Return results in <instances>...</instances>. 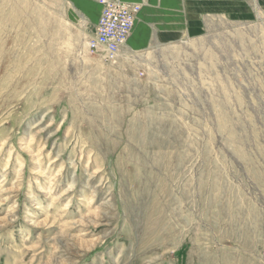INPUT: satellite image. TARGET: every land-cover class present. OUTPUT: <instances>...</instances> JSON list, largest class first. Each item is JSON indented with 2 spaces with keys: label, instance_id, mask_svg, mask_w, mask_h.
Returning <instances> with one entry per match:
<instances>
[{
  "label": "rangeland",
  "instance_id": "374dc122",
  "mask_svg": "<svg viewBox=\"0 0 264 264\" xmlns=\"http://www.w3.org/2000/svg\"><path fill=\"white\" fill-rule=\"evenodd\" d=\"M62 0H0V264H264V7L116 61Z\"/></svg>",
  "mask_w": 264,
  "mask_h": 264
},
{
  "label": "crops",
  "instance_id": "0c3cea01",
  "mask_svg": "<svg viewBox=\"0 0 264 264\" xmlns=\"http://www.w3.org/2000/svg\"><path fill=\"white\" fill-rule=\"evenodd\" d=\"M141 4V11L127 44L120 54L133 56L151 48L169 46L202 36L209 20L234 17L237 10H250L251 0H124ZM73 24L85 23L96 33L103 0H62ZM264 7V0H259ZM119 54V55H120Z\"/></svg>",
  "mask_w": 264,
  "mask_h": 264
},
{
  "label": "built area",
  "instance_id": "2783aa9c",
  "mask_svg": "<svg viewBox=\"0 0 264 264\" xmlns=\"http://www.w3.org/2000/svg\"><path fill=\"white\" fill-rule=\"evenodd\" d=\"M96 33L87 42L90 54L116 61L135 26L141 4L124 0H103Z\"/></svg>",
  "mask_w": 264,
  "mask_h": 264
}]
</instances>
